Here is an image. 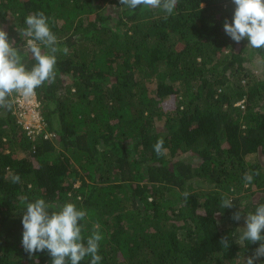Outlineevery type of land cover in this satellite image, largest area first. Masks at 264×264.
Returning a JSON list of instances; mask_svg holds the SVG:
<instances>
[{
    "label": "trees",
    "instance_id": "16d2710c",
    "mask_svg": "<svg viewBox=\"0 0 264 264\" xmlns=\"http://www.w3.org/2000/svg\"><path fill=\"white\" fill-rule=\"evenodd\" d=\"M234 8L178 0L164 19L120 0H0V28L16 46L25 17L43 12L69 50L57 53L55 81L36 89L38 133L14 103L0 108V264H51L47 251L22 247L24 198L85 210L82 235L100 226V264H244L253 255L260 242L242 247L221 229L237 210L243 227L264 203V49L225 33ZM159 139L166 155L154 151ZM225 197L232 208H221Z\"/></svg>",
    "mask_w": 264,
    "mask_h": 264
},
{
    "label": "clouds",
    "instance_id": "9594fccd",
    "mask_svg": "<svg viewBox=\"0 0 264 264\" xmlns=\"http://www.w3.org/2000/svg\"><path fill=\"white\" fill-rule=\"evenodd\" d=\"M178 0H120V5L135 10L138 7L158 9L164 19L173 14ZM235 5L232 22L225 20L224 31L236 43L248 40L247 47L264 49V0H232ZM23 28L17 29L23 43L16 46L10 41L8 33L0 28V108L11 109L15 98L29 100L36 95V89L45 82L55 81L57 53H68V48L58 47L57 36L52 32L48 17L43 12L32 13L25 17ZM30 57L34 63L29 68L25 58ZM38 102H40L37 98ZM163 139L154 145L157 156L166 155ZM259 173H255L258 175ZM13 183L20 181L14 175ZM246 185L253 181L252 173L243 177ZM185 197L189 194L184 193ZM25 210L22 215V247L29 254L47 251L52 257L51 264H80L85 257H90L89 264H100L102 257L98 254L99 242L103 239L99 225L94 224L87 238L82 235L87 212L78 209L72 202L52 205L43 198L34 201L23 199ZM221 208H232L231 198H222ZM240 210L232 214L235 221L241 220ZM244 226L236 230V243L242 247L246 242L259 243L252 256L244 264H255L264 257V203H259L254 211L248 212ZM86 241V242H85ZM220 244L224 249L229 246L227 237H222Z\"/></svg>",
    "mask_w": 264,
    "mask_h": 264
},
{
    "label": "built area",
    "instance_id": "2783aa9c",
    "mask_svg": "<svg viewBox=\"0 0 264 264\" xmlns=\"http://www.w3.org/2000/svg\"><path fill=\"white\" fill-rule=\"evenodd\" d=\"M21 99L23 98H15L14 113L17 115L19 121L22 124L23 122L21 121V116L25 115V117H28V115L33 113L34 116L38 118L39 123L37 125H35V123H32L30 125L23 124V126L25 127L26 130H28V133H34V132L38 133L40 129L42 128V125H41L42 119H41L39 111H37V109H39V102L36 99V95L29 100H25V102H22ZM38 120H36L35 122H38Z\"/></svg>",
    "mask_w": 264,
    "mask_h": 264
},
{
    "label": "rangeland",
    "instance_id": "374dc122",
    "mask_svg": "<svg viewBox=\"0 0 264 264\" xmlns=\"http://www.w3.org/2000/svg\"><path fill=\"white\" fill-rule=\"evenodd\" d=\"M21 100H22V102H25L24 99H21ZM167 104L172 107L174 105V100L169 99ZM37 111H39V109H37ZM36 120H38V118H36L33 113L28 115V117H25V115L21 116V121L23 122L24 125L25 124L30 125L32 123H35V125H37L39 123V120H38V122H35ZM41 125H42V123H41ZM238 226L241 227V223L239 224V223L232 221V220H224L223 222H221V229H228V231L233 233V234L236 233ZM242 226H243V224H242ZM234 237L236 238L235 235H234ZM241 263H242L241 258H237L236 264H241Z\"/></svg>",
    "mask_w": 264,
    "mask_h": 264
}]
</instances>
